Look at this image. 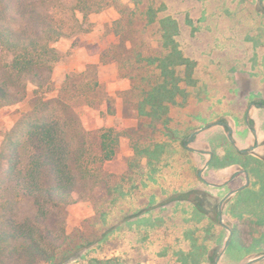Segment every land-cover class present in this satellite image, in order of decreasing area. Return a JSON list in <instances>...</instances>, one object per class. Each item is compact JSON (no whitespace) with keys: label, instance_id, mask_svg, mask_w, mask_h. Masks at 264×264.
Here are the masks:
<instances>
[{"label":"rangeland","instance_id":"374dc122","mask_svg":"<svg viewBox=\"0 0 264 264\" xmlns=\"http://www.w3.org/2000/svg\"><path fill=\"white\" fill-rule=\"evenodd\" d=\"M96 1L104 8L85 20L79 16L83 32L54 44L60 60L51 78L58 90L67 74L89 68L98 92L91 106L79 109L85 130L115 127L124 137L102 166L106 191L66 209V235L84 246L77 260L63 264H246L263 256L264 111L248 109L254 100L264 102V0ZM150 9L156 16L151 24ZM164 18L178 26L175 40L194 63V84L180 83L168 124L153 128L137 106L141 91L158 77L148 59L165 53ZM177 70L184 79L185 69ZM31 97L29 88L22 103L0 107V143ZM220 122L232 128L240 149L255 144L249 131L255 123L259 147L239 157ZM147 145L160 152L151 163L135 149ZM203 152L213 156L207 168ZM247 165L256 167L251 192L222 202L246 181L240 175L223 183Z\"/></svg>","mask_w":264,"mask_h":264},{"label":"trees","instance_id":"16d2710c","mask_svg":"<svg viewBox=\"0 0 264 264\" xmlns=\"http://www.w3.org/2000/svg\"><path fill=\"white\" fill-rule=\"evenodd\" d=\"M103 8L96 0H0V107L22 103L32 88L28 109L2 132L0 264H63L77 260L84 246L66 235V209L90 199L96 190L106 191L102 166L114 157L124 134L115 133V127L85 130L79 109L91 106L98 92L89 68L67 74L58 90L51 76L60 60L54 44L83 32L80 15L85 20ZM147 21H156L151 9ZM159 23L165 53L148 59L159 73L141 91L137 106L153 128L168 124L180 83L194 84V63L175 40L176 22L164 18ZM140 148L135 149L149 163L159 157L158 146Z\"/></svg>","mask_w":264,"mask_h":264},{"label":"crops","instance_id":"0c3cea01","mask_svg":"<svg viewBox=\"0 0 264 264\" xmlns=\"http://www.w3.org/2000/svg\"><path fill=\"white\" fill-rule=\"evenodd\" d=\"M256 108L257 110H262V111H264V102H261V101H259L258 103H257V101H252L251 103H250V105H249V109H248V111H251V109L252 108ZM246 120H248L247 119V114L245 115V121ZM221 123H223V125H220ZM246 124H247V122H246ZM217 125V124H216ZM218 125H220L224 130H227L228 131V127H230L228 124H226L225 122H220V123H218ZM206 127H209V126H206ZM231 128V127H230ZM208 129V128H207ZM206 130V129H205ZM201 131V130H200ZM231 131H232V128H231ZM249 131L254 135V138H255V144L254 145H252V146H250V147H248V148H244V149H240L238 146H237V143L233 140V138H232V134H231V138H232V140L234 141V145H232L231 143V145L234 147V149H235V151H236V154L237 155H239V157H245V156H247V154L248 153H250L251 151H254L255 149H257L258 147H259V143H258V134H257V129H256V125H255V123H252V125L249 127ZM228 133V132H227ZM232 133H233V131H232ZM228 138V137H227ZM229 140V139H228ZM230 142V141H229ZM250 148H252L251 150H249ZM247 150V152H245V153H241V152H239L238 150ZM203 154H208L209 155V160L207 161V162H209V164L206 166V164H205V168H207L209 165H210V162H211V160H212V158H213V156H212V153L211 152H203ZM206 162V163H207ZM250 163V162H249ZM262 163V162H261ZM251 164V163H250ZM254 164H256V163H254ZM245 169H242V170H238L237 172H235L232 176H231V178L229 179V180H227L225 183H223V186H227V185H229V184H232V182L233 181H235V180H237L238 178H239V176L240 175H244L245 176V181H246V183L244 184V185H242V186H240V187H238V188H236V189H234V190H232V191H230L225 197H224V199L222 200V202H226L232 195H236V194H238V195H240V193H242V194H244V193H249V192H251V191H249L250 190V188H248V183H249V177H253V176H255V173H254V169H256V167H254V168H252V167H250L249 165H247V166H245L244 167ZM202 171V170H201ZM202 175V174H201ZM200 178H202V177H200ZM203 182L204 183H206V181H204L203 180ZM208 184V183H207ZM252 195H253V193H251ZM251 199L253 200H255V197H251ZM232 236V233L230 232V237ZM229 237V238H230Z\"/></svg>","mask_w":264,"mask_h":264},{"label":"water","instance_id":"95a60500","mask_svg":"<svg viewBox=\"0 0 264 264\" xmlns=\"http://www.w3.org/2000/svg\"><path fill=\"white\" fill-rule=\"evenodd\" d=\"M220 125H223V123H221ZM207 128H208V127H204V128L201 129V131H203V130H205V129H207ZM231 134H232L231 128L228 127L227 137H228L230 143H231L232 145H234V141H233L232 138H231ZM251 149H252V148H250L249 150H251ZM237 150H238V149H237ZM238 151L241 152V153H245V152H247V150H238ZM208 164H209V162L206 163V166H207ZM201 174H202V171H199V172H198V176L201 177ZM229 240H230V239L227 240L226 245H228ZM263 258H264V255L261 256V257H259V258L254 259V260H251V261H249V262L246 263V264H252V263H254V262H256V261H259V260H261V259H263Z\"/></svg>","mask_w":264,"mask_h":264}]
</instances>
